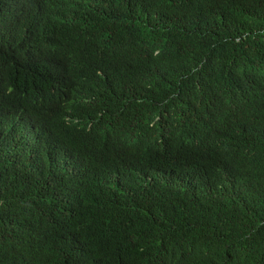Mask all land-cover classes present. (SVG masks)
<instances>
[{"label": "trees", "instance_id": "trees-1", "mask_svg": "<svg viewBox=\"0 0 264 264\" xmlns=\"http://www.w3.org/2000/svg\"><path fill=\"white\" fill-rule=\"evenodd\" d=\"M260 117L264 0H0V264H264ZM153 122L202 136L188 190L94 178Z\"/></svg>", "mask_w": 264, "mask_h": 264}, {"label": "clouds", "instance_id": "clouds-1", "mask_svg": "<svg viewBox=\"0 0 264 264\" xmlns=\"http://www.w3.org/2000/svg\"><path fill=\"white\" fill-rule=\"evenodd\" d=\"M232 102L234 107L229 111V117L237 125L251 114L255 96L250 88L237 86L233 91ZM263 121L264 117H260L256 124ZM159 127L162 129L158 130ZM141 143L140 147H135L127 177L114 179L113 162L112 158H109L104 162L102 171L94 178L101 182L107 181L105 184L107 189L111 184L116 185L120 182L121 187L126 188L131 183L132 175L134 177L140 175L148 178L149 183H161L165 187H170L174 182V188L183 189L181 192H184L191 187L197 160L209 151L201 135L190 130H176L173 127L171 130L164 129L155 122L142 128Z\"/></svg>", "mask_w": 264, "mask_h": 264}]
</instances>
